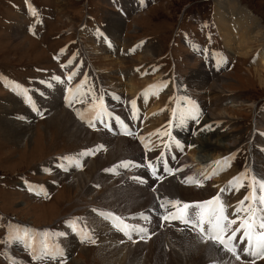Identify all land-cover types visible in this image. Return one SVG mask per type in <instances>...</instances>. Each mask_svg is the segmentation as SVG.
<instances>
[{
	"label": "rangeland",
	"instance_id": "obj_1",
	"mask_svg": "<svg viewBox=\"0 0 264 264\" xmlns=\"http://www.w3.org/2000/svg\"><path fill=\"white\" fill-rule=\"evenodd\" d=\"M233 1L237 2L238 8L241 6V10L252 11L261 21V28L264 31V0ZM221 3L222 0H0V112L1 106H4L5 100L9 99L13 86L16 84L26 86L30 90L35 84L38 85V82L44 81L43 85L37 86L40 88L39 90H43L44 93L49 91L51 99H54V95L58 94L56 98L59 99L61 96L63 104L64 96L69 89L68 86L74 85L71 106H69V102H66L64 106L68 108V112L75 122L95 133L94 139L89 142L71 136L67 131L62 130L59 121L53 120L49 114L47 115L48 111L44 106L49 102V98L43 100L40 96L35 97L33 94L31 97L35 106H39L45 113L39 115L33 111L27 101L22 103L23 112L30 111L31 117H21L15 121L22 122L21 128L23 126L28 128L26 139L15 141L7 138L4 125L0 123V241H5L0 243V264H31L33 257L41 254V249L45 244L49 249H52L53 246L63 249L64 256L56 260L59 263L63 260L64 264H105V253H102L101 245L102 236L104 239V229L113 230L114 233L119 230L114 226L112 220L105 219L99 213L115 214L116 210L120 215H115L125 218L129 225L147 230V234L133 231V235L137 232L140 234L138 237L140 241L144 236L143 242H140L147 243L140 245L143 253L140 248L137 251L146 258L149 255L147 247L152 240L148 238L152 227L143 217H133L139 211L132 210L130 212L128 209L131 208V205L122 203L118 198L120 194L122 196L125 193L123 192L124 187L112 188L115 185H112L111 182L114 176L126 175V171L137 167L124 169L118 167L117 164H121L123 161L134 163L137 160L138 163L158 159L159 165L165 162L174 165L175 162L183 159L181 152L186 154V146H190L191 153L188 152L190 156L194 152L198 154L200 146L192 141L194 138L206 137L215 132H218V135L223 134L221 130L232 125L228 123L225 126L222 118L212 117L213 112L218 110L220 112L221 109H225L228 115L233 116L237 121V124H234L229 130L241 133L239 135L241 138L239 140L231 138L226 145L227 149H223L225 153L211 159L213 166L218 168L219 174L217 175H222L215 176L221 180L215 178L213 179L214 183L209 182L213 188L217 189L215 195L219 194L222 203L232 210L235 201H242L250 195V182L253 178L264 179V176L262 178L264 173L261 172L264 169V83L260 80V73L257 71L258 68L262 71V68L258 66V58L261 49L264 48V36L258 33V38L249 42L251 50L245 55H240L236 51L232 52L233 50L227 43L225 44L222 37V47L228 49L229 61L233 63L237 60V62L232 71L220 74L222 72L220 70L219 74L212 77L213 79L205 75L207 72L201 67L202 62L184 50L182 44H179L183 42L182 38L180 41L177 40L178 42L171 43L173 37H177L176 31L181 33L182 30L188 29L190 34L199 32L209 35L211 32L210 21L215 18V12L219 11L218 5ZM32 8L37 10L38 16L34 17L31 14ZM111 17L121 18L122 24L118 33L121 38L128 41L129 47L126 44L123 47L130 50L129 57H123L122 60L130 69L136 73L139 72V75L134 74L135 80H143L152 70L148 79L141 85V90L147 88L146 106L142 105L144 100L140 98L137 100V96L134 99L136 103L139 101L137 106L140 107L139 111L142 115L139 123L136 124L132 121L131 104L127 103L125 98L124 101H116L107 98L104 94L105 91L113 90L112 88L107 89L106 85L109 83L105 81L109 77L112 79V71L120 72V68H111L106 64L107 61L101 62L94 55L96 52L86 46L87 35L81 34V32L93 28L104 32L105 25L111 21ZM238 17L237 14L228 16L229 19ZM18 24H23L26 27V32L22 35L14 34V28ZM114 24L119 23L115 22ZM142 37L148 38L149 42L141 44ZM112 39L116 41V37H112ZM117 43H119L120 49L123 45L120 38ZM145 47L152 51L145 53ZM86 48H88L87 54ZM133 49L135 51H132ZM172 50L178 55V59H173ZM109 51V49L104 50L111 59V53L114 51ZM206 55L211 60L217 58L216 50L206 49ZM174 62L177 63V66ZM160 65L167 69L165 70L166 76H164ZM226 66L227 63L222 62L220 68L227 69ZM156 70H161L162 74ZM175 71H177V75ZM70 73H75V75L71 80H68L67 77ZM106 73H109L110 76ZM181 74L183 79L180 80L178 77ZM261 75L264 77V73ZM54 76L60 77V81L53 80ZM172 81L174 82L172 83ZM101 83L104 85L100 86ZM114 83L117 81H113L111 84ZM78 85H82V87L76 92ZM165 85L167 88H163ZM218 85H222L220 90L223 91V95H234V97L243 98L246 102L234 106L231 102H227L233 99L225 101L217 92ZM120 92L126 93L122 90ZM200 93L205 94L199 96ZM83 95L89 99H82ZM93 97L98 99L94 101ZM185 97L191 98L195 102L200 113L198 119L203 117L202 120L200 119L202 121L200 126L196 124L197 119L186 118L182 123L177 121L181 111L191 107L184 100ZM22 100L24 99L21 98ZM100 100L103 101L107 113L111 114H104L102 120L104 122H107L108 118L113 120L112 128L107 130L108 134L104 131L103 123L100 120L95 121V128H90L77 115L79 112L90 118L92 105L99 103ZM157 102L158 106H156ZM41 103L43 106H40ZM85 104L90 108L86 110ZM51 105L53 104L50 103ZM147 106L150 109L154 108L147 113L148 115L145 112L148 109ZM174 112L176 116L173 115ZM209 113L211 115H208ZM117 114L123 116L120 120L125 122L127 128L134 135L124 134V126L119 127L120 123L115 119ZM139 128L142 130L141 135ZM194 128L197 129L194 131ZM158 131L159 134H157ZM164 133H169L171 138ZM102 134L106 136L103 137ZM180 137L187 139L186 142L182 141L185 145L183 148L178 147V138ZM141 138L150 142L151 150L144 148ZM123 139L126 140V145L117 148L118 141ZM129 142H134L135 147ZM100 145H103V148L96 151L94 155L83 156V158L78 155L87 149H96ZM116 148L118 151L114 152ZM63 157L75 158L81 167L73 166ZM184 157L186 159L179 164H184L187 161L190 165L191 157L189 158L187 155ZM99 159H105V162H108L107 165L103 168L101 166L97 168V165L93 167L94 162ZM200 163L201 167L206 164ZM60 165L67 167V171ZM168 166L171 167L169 164ZM114 167L116 168L115 172L106 171V169ZM204 167L207 168L206 165ZM71 172L72 174H85L90 178L87 183L72 184L68 178V174ZM241 174H246L247 178L242 177L237 183L234 178L241 177ZM229 181L233 183L224 188V185ZM209 183L204 184L202 188ZM219 185L220 188H218ZM109 187L112 188L111 191H109ZM133 187L135 185H132L129 190ZM29 188L34 191H29ZM198 188L201 190V186ZM166 189V192L170 191L169 187ZM222 189L225 191H221ZM148 191L150 192L151 189L148 188ZM200 195L198 197L203 198L199 199L201 201L211 199V195L206 191L202 190ZM222 199L225 201L223 202ZM199 200L197 199V201ZM247 204L246 201L245 206ZM149 207L148 204L147 208ZM94 209L96 211H93ZM241 213L243 218L248 215L245 212ZM150 215L152 213H145L144 217ZM230 218L234 219V217ZM147 219L149 221L150 218L147 217ZM74 220L78 222V229L82 228L89 232L95 243L81 242L79 232L69 227V222ZM184 226L179 220L170 222L167 223L168 228L164 232L161 223H159L158 229H161L159 233L162 234H160V242L163 245L167 244L166 253L162 255L163 257L160 256V264H168L170 260L180 264L178 250L181 251L187 246L183 252L190 255L192 253L190 250L196 248L192 241V236L197 235L194 231L188 233L189 239H187V243H183L185 233H180V229L185 230ZM25 230L29 233L27 240L13 239L11 242H7L10 234L13 237L23 236ZM167 230L169 231L167 232ZM60 233H66V235L61 236ZM118 233L119 236H125L122 231ZM240 235L237 233V240L240 239ZM138 238L133 236V241L139 240ZM28 243H31V248L26 246ZM181 244L182 246H180ZM245 244L246 242H241V245ZM236 247L239 249L240 245L237 244ZM107 253L109 256L112 255L109 250ZM222 253V255L216 253L211 261L203 264H213L217 261L229 264L233 257L230 253ZM250 258L253 260V257ZM49 259L47 257L35 259L32 264H42V261L48 263ZM51 260L48 264H57L53 259ZM117 261L125 263L123 256H119ZM255 261L263 262L264 259Z\"/></svg>",
	"mask_w": 264,
	"mask_h": 264
},
{
	"label": "bare ground",
	"instance_id": "obj_2",
	"mask_svg": "<svg viewBox=\"0 0 264 264\" xmlns=\"http://www.w3.org/2000/svg\"><path fill=\"white\" fill-rule=\"evenodd\" d=\"M240 7L239 8L237 7L236 1L222 0V3L218 5L219 11L215 12V20L219 26V30L222 34V37H224L225 42L233 50L232 52L236 51V52H239L240 55H245L246 53H248L251 50V48L249 47L250 46L249 42L252 40H255V38H258V33L261 36H264V31L261 28V24H262L261 21H259V19L255 16V14H253V12L250 11L249 9L243 11V10H241ZM122 12H123V10H122ZM233 14H237L239 17L237 19H235V18L229 19L228 16L233 15ZM115 22H117L119 24L115 25L114 24ZM121 24H122L121 18L111 17V21H108V23L105 25L106 30L104 32H100L99 29L93 28V29H87L84 32H81V34L87 35L88 42H85L86 46L91 47V49L94 52H96V53H94V55H96L97 58L101 62L107 61L106 64L109 65L111 68L119 67L121 70L120 72H118V70L112 71L113 72L112 79H110V77H109V78H107L108 80L105 81V82L109 83L108 85H106L107 89L108 88L113 89L111 91L103 90V91H105L104 94L106 95V97L109 99H112V100H116V101H120V100L124 101V98H125L126 99L125 101L127 103H129L131 100H134L137 96V100H139V98L141 100H144V104H142V105H143V107H145L147 104V101H145V95H146V89L147 88H143L141 90V85L143 84V82L146 81V79H148L149 74L152 73V70H150V73L148 74V76L146 78H143V80H141V81L135 80L134 74L139 75V72L136 73L135 71L130 69L127 65H125V61L122 60L123 57H125V58L129 57L130 50L123 47L125 44H126V46L129 45V44H127L128 41L124 40L123 38H121L119 36L120 33H118V30H119V28H121ZM14 32H15L14 34H16V35H22L23 33L26 32L25 25H23V24L16 25L14 28ZM112 37H116V41H114L112 39ZM119 38L121 39V43H123V45L121 46L120 49L118 46L119 43H117L119 41ZM95 39H96V42H95ZM98 41H99V44L97 45ZM88 48H86V54H87ZM107 49H109L110 51H114L113 53H111V59L109 57V54L104 52V50H107ZM144 49H145V51H144L145 53H146V51L148 53H150L149 51H152V49H150L148 47H145ZM115 51H117V52H115ZM258 66L262 68V71L259 68L257 69V71H259V73H260V77H259L260 80L262 81V83H264V77H262L263 75H261L262 73H264V48L261 49V52L259 54ZM99 68H101V69L104 68L106 70L110 69L108 67H99ZM112 70H114V69H112ZM156 71H158V72L160 71L161 73L159 72V74H162L161 70H156ZM140 74H141V71H140ZM106 75L110 76L109 73L108 74L106 73ZM85 79H87V78H85ZM98 80H100V79H98ZM196 80H197V78H196ZM113 81H117V83H114L116 86H113L114 84H111V83H113ZM101 82H102V80H101ZM173 82L174 81H172V83ZM102 83L100 86L104 85V84L102 85ZM39 84L43 85V83H41V82H38V85ZM17 85L21 86L23 89H26L30 96H33V95L35 97L40 96L43 100L45 98H49V102L46 103L44 106L45 108H47L46 109V111H48L47 115L49 114L50 117H52L51 119L59 121L60 124L62 125V130L67 131V133L71 134V136H73V137L80 138V139L87 141V142L94 139L95 133L86 130V128H84L83 125L79 124L78 122H75L74 119L72 118L71 114L68 112V108L64 106L66 104V102L67 103L69 102V99H70V96H68V94L70 93L69 89L73 90L74 85L68 86L69 89H67V92L64 96L65 100H64V104H63L61 99H60L61 96L59 97V99H57L56 96L58 94H56V95H54V99H51V95L49 97V94H48L49 91H47L48 93H44L43 90H39L40 88L37 87L38 85H36V84L32 88H30V90L28 87L23 86L21 84L14 85L13 89H15V90H12V93H11L9 99L5 100L4 106H1L0 123H2L4 125L3 127L5 128V131H6L5 133L7 135V138L9 137L15 141H21V140L26 139L27 137H25V136L27 135L26 131L28 128L26 126H23L21 128L22 122L21 121L17 122L15 120L17 118H21V117L30 118L31 114H32L30 111H28L26 113L23 112L24 107H23L22 103L26 101V98L24 95H22L20 93V88L17 87ZM221 86L220 85L217 86V88L219 89L217 92L221 95V98L224 99L225 101H227L230 98L233 99L231 101L228 100L227 102H231L234 106L236 104H242V103L246 102V100H244L243 98L234 97V95L233 96L223 95L222 94L223 91L220 90ZM119 90L120 91L122 90L126 93H121ZM55 93H57V92H55ZM203 94H205V93H200L199 96L203 95ZM44 96H46V97H44ZM21 98H23L24 100L21 101ZM86 98L87 97L83 95L82 99L85 100ZM87 99H89V98H87ZM80 100H81V96H80ZM50 103L53 105L50 106ZM138 103H139V101L136 103L135 106H137ZM84 106H85L86 110L88 108H90L86 104ZM127 106H129V105L127 104ZM156 106H158V102H157ZM137 107H138V109H140L139 106H137ZM49 108H50V112H49ZM78 108H80V107H78ZM153 109H150L148 107V109H146V111H145L146 114L149 113V111H151ZM208 115H211V113H209ZM212 117L213 118L214 117L222 118L225 126L228 123H231L232 125L229 126L228 128H223L221 130V132L223 134L218 135V132H215V133H210L209 136H206V137L198 136V138H194V140H192V141L196 142L197 144H199V146H200V149H199L200 151L198 152V154L194 152L190 156L191 159L194 161V166H196L198 168V170H200V172L207 173L208 174L207 176L210 177V179L208 178L207 180H204L202 185L209 183V182L214 183L215 181L213 179H215L218 176L217 174H219L218 168H214V167L212 168V162H211L212 157L225 153V150H223V149L224 148L227 149L226 145L231 138L232 139L234 138L235 140H239L241 138L239 136L241 133L233 132L234 130H229L232 126H234V124H237V121L233 118V116L232 117L229 116L227 111H225V109L224 110L221 109L220 112H219V110L213 112ZM202 118L200 117L199 119H197L196 124H198L199 126H200V123L202 122V121H200V119L202 120ZM137 123H139V122L137 121ZM196 129L197 128H194L193 130L195 131ZM102 136L105 137L106 135L102 134ZM126 140H127V138H126ZM126 140L123 139V140L118 141L119 143L117 145V148L121 147V145H126V143H125ZM116 143H117V141H116ZM133 143L134 142H129L130 145L135 147V144H133ZM252 147H254V146L252 145ZM117 148L114 152L118 151ZM136 148H134V149L136 150ZM135 150H134V152H135ZM111 152L113 153V151H111ZM80 158H83V156H80ZM199 160L202 163H206L205 165L207 166V168L204 167L205 165H203V167H201V163L199 162ZM107 163L105 162V159H102V160L99 159L98 161L94 162L93 167L95 165H97L98 166L97 168H99V166H101V168H103L107 165ZM117 165H120V163H118ZM166 166H167L166 168L171 169L174 172V174L170 173L169 171H166V168L162 169L161 174H162V178L165 180V183L155 181L156 183L159 182V184L156 186H153L150 192L148 191V188L146 187V180H148V179L143 180V178H142V173L145 174L147 177H150V178L153 176L152 171L150 169H144L143 171H141V169H140V170L132 172V173L127 172L126 175L114 176L111 179L112 185L113 184L115 185L112 188L124 187L123 192H125V193H123L122 196L125 199L121 196V194L118 196V198H120L121 202L131 205V208L128 209V210H130V212L132 210L139 211L136 216L133 215L134 218L141 216L140 215L141 213H143V216L145 213H152V216H154V218L157 219L158 221L152 219V223H154V224L152 226L153 231L151 230V233L153 234V236H152V240L150 241V243L148 241L149 246L147 248H149V255L146 258H144L142 255H140L137 250H139L141 244H147V243H140V242L137 243L138 241H133L134 240L133 235H131V239H129L127 235L119 236L120 234L118 232L114 233L113 230L108 231V230H105L103 228L104 229V234H103L104 239L102 236V238H101L102 244L101 245L103 247L102 253H105V264H122V263L117 261L119 256L124 257V259H125L124 264H160L159 263L160 256H162L164 253H166L167 250L165 249V247L167 244L165 243L163 245L162 242H160L161 241L160 237L162 234L159 233V230H161V229H158V227H159L160 222L165 221V220H163L162 217L164 215H166L167 212L165 211V209L159 207V201L157 200V196H159L161 198L167 197V198L172 199V200H180L182 202H192V200L194 198H197L200 195V192L202 190L208 192L211 196H214L216 194L217 189L213 188L212 184H210V183L208 185H205V187H203V188L201 187V190H199V188L196 189L195 187H193V184H188V183L182 182L189 176L193 177L195 180L200 181L197 173L191 167H188V166H191V163L189 165V163L187 161H185L184 164H181V165L178 164L176 168L169 167L168 165H166ZM261 172L264 173V169H262ZM263 176L264 175H262V178H263ZM134 177H139L142 179H134ZM68 178L70 179V182H72V184H76V183L83 184V183H87L90 177L86 176L85 174H80V173L72 174V172H71L68 174ZM216 179L221 180L220 178H216ZM140 180H143V181L141 182ZM130 183H132L133 186L135 184H138L139 186L135 185V187H133V189L129 190L130 187L126 186V185H128ZM162 184H164L166 188L169 187L170 191L169 192L163 191L162 190V188H163ZM228 186H229V183H226L224 185V188H226ZM112 188L109 187V191H111ZM153 188H155V192L153 191ZM218 188H220V185L218 186ZM115 191H118V190L115 189ZM198 193H199V195H198ZM198 198H200V197H198ZM201 200H199V201H201ZM196 201H197V199H196ZM148 204L150 206L149 208H147ZM115 214L120 215V213L117 210H116ZM261 214L262 213L260 211L257 212V215H261ZM149 221H151V218L149 219ZM96 222L99 223L100 221H96ZM149 225H151V222H149ZM162 228H163V225H162ZM168 231L169 230H167V232ZM190 232L191 231H189L188 233H190ZM180 233H185L184 237H183V243H187V239H189L188 238L189 234L186 231H184L183 229H180ZM240 236H242V235H240ZM156 239H157V241H156ZM192 241L194 242L193 245L196 248H192V250L189 249L192 252V253H190V255H187L188 254L187 252H186L187 254L183 252V251H185L184 248L187 246L182 248L183 250L181 249V251L178 250V252H180V256L178 258V261L180 264H203V263L211 261L213 259L214 255H216V253L217 254L220 253L221 255L223 254L222 251L219 250L218 246L213 245L211 242L202 243L201 240L197 237V235L192 236ZM126 243H129V244H126ZM185 245H187V244H185ZM156 247H158V248H156ZM185 249H187V248H185ZM107 250H109V252L112 253L111 256L108 255ZM140 250H141V253H143L142 248H140ZM189 250H187V251H189ZM173 261L170 260V262L168 264H177L175 261L174 262ZM230 261L231 262L229 264H238L242 261V259L237 261L233 257L232 260H230ZM225 263L226 262H224V261H217V262H214L213 264H225ZM259 264H264V261L260 262Z\"/></svg>",
	"mask_w": 264,
	"mask_h": 264
},
{
	"label": "snow or ice",
	"instance_id": "obj_3",
	"mask_svg": "<svg viewBox=\"0 0 264 264\" xmlns=\"http://www.w3.org/2000/svg\"><path fill=\"white\" fill-rule=\"evenodd\" d=\"M31 14L36 17L38 16L37 10L34 8L31 9ZM35 34V33H33ZM63 51V50H62ZM132 51H135L133 49ZM71 63V61H69ZM75 73H70L67 77L68 80H71ZM53 80L60 81V77L54 76ZM44 83V81H41ZM166 86V85H165ZM20 93L25 96L26 101L32 106L33 111H36L39 115H43V112L40 111L38 107L35 106L32 97L28 94L26 89H23L21 86ZM82 85H78L75 90L78 92ZM15 90V89H13ZM91 91V90H90ZM69 92L72 93L73 90L69 89ZM93 100H97L96 97H93ZM184 100L191 107L186 108L181 111L179 116L177 117V121L182 123L186 118H191L193 120L198 119L200 113L198 108L195 105V102L191 100V98L185 97ZM71 99H69V106H71ZM133 109H135V100L129 102ZM104 114L111 115L107 113L106 108L103 106V101L100 100L99 103H94L92 105V114L90 118H87L84 114L77 113L81 120H84L85 123L90 128H95V121L100 120L101 123H104V126L107 128L109 125L102 120V116ZM176 116V113H173ZM116 121L124 126V134L125 135H134L124 122L120 120L119 117H115ZM210 127V126H207ZM159 134V131L157 132ZM164 135H169V133H164ZM171 138V137H170ZM142 143L144 144V148L146 150H151L149 148V143L141 138ZM103 148V145L98 146L96 149H87L81 153L79 156H91L94 155L96 151H100ZM64 160L68 161L70 164L76 167H81L78 160L75 158L63 157ZM220 163V162H216ZM141 165H137L131 161H123L118 167L128 169L129 167H140ZM152 171V174H156V168L152 162H148L146 165ZM63 167L65 171H67V167L64 165H60ZM106 171L115 172L116 168L106 169ZM170 173L174 174L171 169H167ZM247 178L246 174H241V177H236L234 180L239 183L241 178ZM209 178L210 177H206ZM134 179H142L139 177H134ZM184 183L188 184H196L197 186H203L199 180H195L193 177L189 176L184 181ZM233 182L229 181L231 185ZM251 193L246 196L244 200L240 201L239 206L235 208V213L239 214L241 212L248 213L246 218L237 217V219H230L226 214V206L222 203L220 195L217 194L213 196L209 200L199 201V202H182L180 200H172L167 197H159L157 196V200L159 201V207L165 209L167 212L162 218L165 221L168 220H179L182 224L187 225L192 231L197 234V237L201 240L202 243L211 242L213 245H217L219 250L222 252L230 253L232 257H234L237 261L241 259V254L237 252V243L246 242L247 247L242 249L241 251L247 253L249 256L253 257V261L251 264H255V260L264 259V179H256L253 178L250 182ZM257 189H259V194H257ZM29 191H34V189L29 188ZM155 192V188H153ZM221 191H225L222 189ZM39 194V192H37ZM248 202L247 206H245V202ZM93 211H96L95 209ZM260 211L262 214L257 215V212ZM105 219L112 220L114 222V226L122 231L125 235L131 239V232L139 231L141 233L147 234V230L144 228L137 229L136 226L129 225L125 218L115 215L114 213H104L100 212ZM143 216V213L140 214ZM147 219V217H144ZM239 220V223H238ZM233 225H237V227L233 228ZM69 227L74 231H78L81 236V242H91L95 243V240L92 239L91 234L86 232L84 229H78L77 221H70ZM237 233H240L243 237V241H238L236 239ZM47 235V233H45ZM59 235L64 236L66 233H60ZM29 237V233L25 230L23 236L13 237L11 234L9 235V240L7 242H11L13 239L17 240H27ZM142 239L144 236L141 237ZM5 241H0V243H4ZM31 248V243L26 245ZM64 256V251L59 246H53L52 249H49L48 245L45 244L41 249V254L38 256H34L33 259H44L50 258L53 260H57L60 257ZM60 264H64V261L61 260Z\"/></svg>",
	"mask_w": 264,
	"mask_h": 264
}]
</instances>
